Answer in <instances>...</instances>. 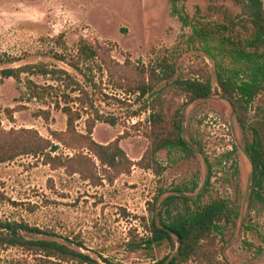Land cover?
I'll use <instances>...</instances> for the list:
<instances>
[{"label": "rangeland", "instance_id": "obj_1", "mask_svg": "<svg viewBox=\"0 0 264 264\" xmlns=\"http://www.w3.org/2000/svg\"><path fill=\"white\" fill-rule=\"evenodd\" d=\"M264 1V0H263ZM248 0H181L178 7L193 21L231 25L236 23L243 36L253 33ZM63 34L61 42L56 38ZM190 26L172 13L170 0H0V68L27 63L46 62L86 78L54 53L73 55L82 38L98 39L112 49L120 63L129 58L133 64H149L167 56L176 63L178 77H196L209 71L214 91L204 99L183 109V136L192 154L177 148L162 149L158 161L165 167L161 176L134 165L128 174L113 183L105 180L95 186L79 174L69 175L65 168L54 169L41 156H21L0 163V222L26 224L41 232H22L29 238L58 240L97 259L101 264H155L175 254L171 242L149 245L150 235L142 217H149L153 205L166 214L185 204L164 203L169 196H186L189 205L225 200L232 209L231 222L222 224L221 257L231 264H264V188L253 192L252 164L246 151L244 133L232 105L226 100L216 80V62L196 39ZM223 63L231 65L230 60ZM96 88L89 83L96 107L106 116L117 118L116 124L98 122L95 141L108 144L120 135V145L134 161L140 160L150 141L143 127L150 112L140 111L148 97L138 98L116 88L106 72L91 63ZM138 79L133 67L119 69ZM92 74V75H91ZM8 78L0 85V121L5 130L36 129L48 139L51 131H64L67 116L52 109L50 120L36 116L48 108L30 100L26 78ZM46 85L47 77L31 76ZM8 109L12 111L9 117ZM87 115L78 122L85 132ZM53 156L73 157L80 151L56 143ZM87 152V151H86ZM98 170L100 162L94 157ZM195 183L198 187L193 190ZM263 248L261 254L259 249ZM36 264L34 256L19 248L0 247V264ZM63 264H78L77 262ZM187 264H197L191 260Z\"/></svg>", "mask_w": 264, "mask_h": 264}, {"label": "trees", "instance_id": "obj_2", "mask_svg": "<svg viewBox=\"0 0 264 264\" xmlns=\"http://www.w3.org/2000/svg\"><path fill=\"white\" fill-rule=\"evenodd\" d=\"M172 13L180 21L192 28L191 39L198 40L206 54L216 62V80L223 97L229 101L244 133L247 135L246 151L252 164L253 192L259 195L264 188V1L248 0V12L253 25V33L244 35L231 25L193 21L188 13L181 11L178 2L170 0ZM64 35L56 40L61 42ZM106 43L98 39L90 41L82 38L73 55L55 52L53 57L66 63L75 72L86 78V83L66 68L53 66L46 62L27 63L17 67L0 68V85L8 78L17 81L26 78V89L30 100H38L47 105L35 114L50 120L52 109L60 110L67 116V128L64 131H51L53 139L43 137L38 130L21 128L5 130L0 121V163L14 161L21 156H41L52 168H65L69 175L79 174L95 186L105 180L113 183L119 176L131 172L134 165L152 170L161 176L164 166L158 161L157 153L166 148H177L187 155L192 154L188 141L183 136V109L187 104L209 97L214 91L212 75L209 71L196 77H178L176 63L167 56L149 64H133L128 58L120 63L111 55ZM230 60L227 66L222 60ZM17 61L10 59L1 64ZM91 63H96L101 73L106 72L116 88L134 93L138 98L148 97L147 103L134 111L132 116L141 111L150 112L143 127V134L150 144L143 157L132 160L120 145L128 132L120 135L108 144H102L93 138L98 122L115 125L117 118L106 116L96 107L88 83L96 88ZM124 67H133L138 79L132 80L127 74L119 75ZM49 78L54 83L46 85L36 82L31 76ZM92 75V74H91ZM9 117L12 111L8 109ZM87 115L86 130L78 129V122ZM56 143L80 152L73 157L53 156L58 149ZM87 151V152H86ZM96 157L100 162L98 170ZM198 187L195 183L193 190ZM164 203L185 204L179 210L166 214L156 207L150 209L149 217H142L145 230L149 233L146 242L161 243L168 241L176 250L155 264H187L191 260L197 264H231L221 257L220 235L222 224L231 222L232 209L223 200H214L209 204H198L193 208L186 196H169ZM39 233V229L26 224L0 222V247H19L31 253L36 264H101L97 259L80 250L71 248L58 240L47 238H29L22 232ZM263 248L258 253L261 254ZM28 264V263H24Z\"/></svg>", "mask_w": 264, "mask_h": 264}]
</instances>
